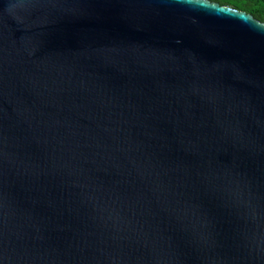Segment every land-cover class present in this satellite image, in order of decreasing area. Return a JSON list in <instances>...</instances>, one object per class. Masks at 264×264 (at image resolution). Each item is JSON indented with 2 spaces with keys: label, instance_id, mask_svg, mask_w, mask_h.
Masks as SVG:
<instances>
[{
  "label": "water",
  "instance_id": "obj_1",
  "mask_svg": "<svg viewBox=\"0 0 264 264\" xmlns=\"http://www.w3.org/2000/svg\"><path fill=\"white\" fill-rule=\"evenodd\" d=\"M208 3L0 0V264H264V22Z\"/></svg>",
  "mask_w": 264,
  "mask_h": 264
},
{
  "label": "trees",
  "instance_id": "obj_2",
  "mask_svg": "<svg viewBox=\"0 0 264 264\" xmlns=\"http://www.w3.org/2000/svg\"><path fill=\"white\" fill-rule=\"evenodd\" d=\"M221 5H229L251 14L255 19L264 22V0H210Z\"/></svg>",
  "mask_w": 264,
  "mask_h": 264
},
{
  "label": "snow or ice",
  "instance_id": "obj_3",
  "mask_svg": "<svg viewBox=\"0 0 264 264\" xmlns=\"http://www.w3.org/2000/svg\"><path fill=\"white\" fill-rule=\"evenodd\" d=\"M199 2L202 3L203 6L206 7V8H210V7L213 6L212 4L208 3V0H199ZM223 7H224V10L226 12H229L231 14H238V13H235L231 8H229L227 6H223Z\"/></svg>",
  "mask_w": 264,
  "mask_h": 264
},
{
  "label": "clouds",
  "instance_id": "obj_4",
  "mask_svg": "<svg viewBox=\"0 0 264 264\" xmlns=\"http://www.w3.org/2000/svg\"><path fill=\"white\" fill-rule=\"evenodd\" d=\"M221 2H223V0H221Z\"/></svg>",
  "mask_w": 264,
  "mask_h": 264
}]
</instances>
